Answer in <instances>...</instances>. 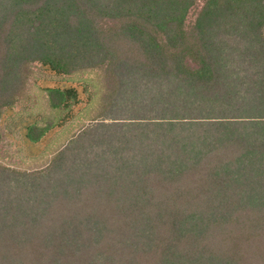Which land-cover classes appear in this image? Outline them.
<instances>
[{
	"label": "trees",
	"instance_id": "1",
	"mask_svg": "<svg viewBox=\"0 0 264 264\" xmlns=\"http://www.w3.org/2000/svg\"><path fill=\"white\" fill-rule=\"evenodd\" d=\"M0 264H264V0H0Z\"/></svg>",
	"mask_w": 264,
	"mask_h": 264
},
{
	"label": "rangeland",
	"instance_id": "2",
	"mask_svg": "<svg viewBox=\"0 0 264 264\" xmlns=\"http://www.w3.org/2000/svg\"><path fill=\"white\" fill-rule=\"evenodd\" d=\"M38 73L40 74V71H38ZM42 76H43V78L47 77L45 75H42ZM43 84L44 85H50V86H54V85H62V86H64L65 85L64 83H57L56 81H43ZM79 90L81 92V96L84 97V94H83V91H82L81 87H79ZM14 161H16V163H19V164L23 165L24 167H26L28 165V164H25V163L21 162L20 160H16V159H14L13 161H10V160L8 161L7 160V162H11V163H15Z\"/></svg>",
	"mask_w": 264,
	"mask_h": 264
}]
</instances>
